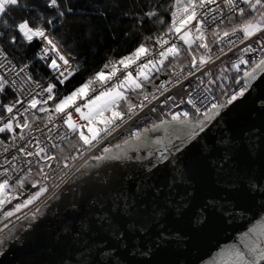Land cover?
Listing matches in <instances>:
<instances>
[{
  "label": "snow or ice",
  "instance_id": "6c2138e0",
  "mask_svg": "<svg viewBox=\"0 0 264 264\" xmlns=\"http://www.w3.org/2000/svg\"><path fill=\"white\" fill-rule=\"evenodd\" d=\"M180 5L181 0H175V6ZM21 7L22 0H0V223L7 227L6 221L18 217L22 209L49 191L48 182L56 180L54 174L67 175L65 170L73 167L70 161L92 152L89 159L95 163L84 166L92 171L78 169L72 181H81L79 203L74 197L67 207L91 208L97 203L104 207L103 200L92 199L89 204L85 189L104 193L111 207L82 220L68 234L79 239L94 226L127 247V236L117 217L130 226L128 232L147 236L152 226L163 222L170 208L180 211L185 207L172 196V190L183 183L184 173L176 169L179 174L161 186L154 182L161 165L168 168L178 164L180 154L198 141L224 109L245 97L258 73L264 74V0H185L179 20L177 12L170 9V21L160 19L162 6L154 5L155 10L143 11L139 23L155 18L164 26L163 33L147 38L153 41L152 48L141 43L131 55L115 62L124 70L135 65L134 71H125L114 83L119 67L98 71L62 98L56 89L76 74L72 67L75 58L71 53L62 54L53 36L60 30L58 24L62 27L73 12L71 0H44L42 24L28 19L10 23L7 14ZM7 28L12 31H5ZM18 36L29 44L37 38L42 41L37 57L49 69L48 81L41 83L29 64L17 65L9 58L4 45L18 44ZM214 46L228 57L215 75L203 70L212 60ZM229 52L236 59L228 56ZM185 54L191 58L187 63L182 62ZM104 69H109V64ZM161 75L168 78L156 84ZM18 80L26 87L18 88ZM185 81L189 83L181 88ZM95 82H99V90L92 87ZM149 84L154 85L153 91H146ZM171 86L186 94L167 95ZM7 90L20 95L5 103ZM128 93L140 99L133 102ZM149 104L153 105L149 112L170 119L152 120L130 131L127 138L121 133L122 143L105 144L122 124ZM182 105L188 109L174 110ZM161 132L163 135L154 136ZM134 179L135 188L130 191L127 185ZM28 184L36 191L21 200ZM52 199L59 197L54 194ZM15 200L20 202L13 203ZM158 235L161 240L155 243L163 239ZM219 255L220 260L213 264H264V222L250 228L238 244L222 249Z\"/></svg>",
  "mask_w": 264,
  "mask_h": 264
},
{
  "label": "water",
  "instance_id": "95a60500",
  "mask_svg": "<svg viewBox=\"0 0 264 264\" xmlns=\"http://www.w3.org/2000/svg\"><path fill=\"white\" fill-rule=\"evenodd\" d=\"M84 166L80 170L92 171ZM161 169L154 180L161 186L179 174L176 169L184 173L172 196L186 206L170 208L147 236L128 232L130 226L117 217L127 247L94 226L73 239L69 229L111 207L104 193L86 189L88 203L103 200V208L99 203L67 207L74 197L79 203L81 181L72 182L76 171L56 191L59 199L52 195L34 219L22 218L0 232V264H209L222 249L238 244L244 233L264 222V74L258 73L245 97L224 109L180 154L178 164ZM127 187L134 191L135 179ZM158 234L163 239L155 243L161 240Z\"/></svg>",
  "mask_w": 264,
  "mask_h": 264
},
{
  "label": "trees",
  "instance_id": "16d2710c",
  "mask_svg": "<svg viewBox=\"0 0 264 264\" xmlns=\"http://www.w3.org/2000/svg\"><path fill=\"white\" fill-rule=\"evenodd\" d=\"M155 6L160 7L162 13L160 19L170 21L171 10L177 12L175 0H71L73 12L69 13L66 23L59 31L54 32L53 38L60 45L62 51L74 57L76 64V74L64 85H58L56 94L62 98L70 94L72 90L80 86L83 82L92 78L98 71H109L115 62L124 56L131 55L135 48L146 43L149 47L153 39L163 33L164 26L160 25L155 18L152 21L141 24L144 10H155ZM27 6V10H24ZM44 0H22V7L7 14L10 23L19 22L25 19L35 24H42L44 17ZM0 27H3L0 25ZM11 32V28L5 29ZM18 44L7 45V54L13 63L21 65L29 63L35 78L43 81L48 76L46 64L34 59L37 43L34 40L31 44L23 41L19 36ZM182 44V42H179ZM218 51V46L213 47V54ZM199 55V53L197 54ZM191 58L185 54L183 61L187 63ZM109 64V69H104L105 64ZM166 75H161L155 80L158 84ZM95 82L92 87L97 84ZM154 85L146 86V91H153ZM133 102L140 99L134 93H128ZM12 98V93L7 90L5 103ZM124 107V105H122ZM85 132L87 130L85 129ZM31 189V185L25 186V190Z\"/></svg>",
  "mask_w": 264,
  "mask_h": 264
},
{
  "label": "built area",
  "instance_id": "2783aa9c",
  "mask_svg": "<svg viewBox=\"0 0 264 264\" xmlns=\"http://www.w3.org/2000/svg\"><path fill=\"white\" fill-rule=\"evenodd\" d=\"M183 4H182V7H183ZM182 7H181V12H182ZM179 18H177V20H179ZM193 23H195V22H193ZM35 41L37 43V48H36L35 53H34V59L39 61L37 54H38V51L42 45V41H40L38 38L35 39ZM242 46L243 45H240V47H242ZM152 47H153V41L151 42L149 48H152ZM218 48H219V46H218ZM234 51L237 52V55L239 54L238 49H234ZM61 52H62V54L66 55L62 51V49H61ZM216 56H220V59L217 60ZM228 56H232L233 59H236V57L233 56V54L231 52L228 53ZM149 58H150V54H149ZM227 59H228L227 56H223V54H221V53H219V51H217L216 53H214L212 55V60H210L205 65L203 70L204 71H210L215 75L217 73L218 66L221 65L223 63V61H227ZM212 61H215V62L213 63ZM39 62L45 64V62H42V61H39ZM140 62H143V61H140ZM27 64H29V63H27ZM72 67H73V69H75V72H76L77 69H76L75 62H73ZM117 67H119V71H118L117 77H113V80H112L113 83L116 82L119 78H121L124 75L125 71H134V69H135V65H133V67L128 69V70H124L120 66H117ZM243 67L244 66H242V69H243ZM167 78H163L161 80H165ZM48 80H49V69H48V76L43 81H41V83H44ZM160 81H159V83H160ZM188 83H189L188 81H185L184 85H182L181 88L186 86ZM17 86H18V88L26 87L19 80H18ZM93 87H95L99 90L100 89L99 82L97 84H95ZM181 88H177L176 86H171V91L168 92L167 95H172L173 93L186 94V93H181ZM10 92H11V90H10ZM15 95H20V92L12 93L11 99H13ZM93 95H95V93ZM162 99H163V96L161 97V100ZM78 103H79V101H78ZM152 106L153 105L149 104L148 108H145L143 112L139 113V115L133 117L130 120H127L124 124H122L119 131L114 132L110 137H108V139L105 141V144H109L111 146V145H115L116 143H121L122 142L121 133H123L124 138H127L128 133L130 131L136 130L137 128H142L145 125H149L152 120H156V122H159L160 119L169 118V117H159L158 113L149 112V108H151ZM187 109H188L187 105H182L180 109H174V110L180 111V110H187ZM166 110L167 109H165V111ZM69 111H72V109H69ZM5 116H6V114H5ZM74 119H78V117L74 116ZM17 131H19V130H17ZM37 135H39V133H37ZM2 138H3V134H0V139H2ZM0 151H2V147H0ZM96 151L98 152L99 149H96ZM92 154H93L92 152H89L87 155L81 157L80 159H77L75 162L70 161L69 163H72L73 167L70 170H65V171H67V175H64L63 172H59V173L54 174L56 176V180H55V183H53L52 181L48 182L49 191L47 193H45L44 195H42L38 200L34 201L28 208L22 209L21 212L18 213V217H13L10 220L6 221L5 223L7 224V227H5L4 224L0 223V227H4L0 232H2L6 228L12 226L13 224H15L17 221H19L22 218H25V217L32 218L33 215L37 213V210H39L40 206L44 202H46L52 195H54L56 193V191L68 180V178L71 177V175H73L81 166H83L87 161L90 160L89 157ZM61 176L63 177V179H61ZM35 191H36V189H32V188L29 189L28 191H25V194H24V196L21 197V200L27 198V195H29L30 192H35ZM19 202H20V200L13 201V203H19ZM11 207H12L11 204H9L7 206V208H9V209Z\"/></svg>",
  "mask_w": 264,
  "mask_h": 264
},
{
  "label": "flooded vegetation",
  "instance_id": "af4514ba",
  "mask_svg": "<svg viewBox=\"0 0 264 264\" xmlns=\"http://www.w3.org/2000/svg\"><path fill=\"white\" fill-rule=\"evenodd\" d=\"M91 161H92V160H89V161H87L86 163H89V162H91ZM86 163H85V164H86ZM85 164H84V165H85ZM84 165H83V166H84ZM83 166H81L79 169H82ZM260 224H261V222H260V223H257L255 226H258V225H260ZM255 226H254V227H255ZM230 247H231V246H230ZM215 260H216V261H219V260H220V255H219ZM213 261H214V260H213ZM213 261L210 262L209 264H213Z\"/></svg>",
  "mask_w": 264,
  "mask_h": 264
},
{
  "label": "rangeland",
  "instance_id": "374dc122",
  "mask_svg": "<svg viewBox=\"0 0 264 264\" xmlns=\"http://www.w3.org/2000/svg\"><path fill=\"white\" fill-rule=\"evenodd\" d=\"M183 3H185V0H181V5L178 6V12H180ZM221 65H222V64H221ZM221 65L218 66L217 72H218V70H219V68H220ZM233 74H234V73H233ZM169 118H170V117H169ZM3 228H4V227H0V231H1Z\"/></svg>",
  "mask_w": 264,
  "mask_h": 264
},
{
  "label": "crops",
  "instance_id": "0c3cea01",
  "mask_svg": "<svg viewBox=\"0 0 264 264\" xmlns=\"http://www.w3.org/2000/svg\"><path fill=\"white\" fill-rule=\"evenodd\" d=\"M180 15H181V10H180V12H179V17H180ZM179 17H178V18H179Z\"/></svg>",
  "mask_w": 264,
  "mask_h": 264
},
{
  "label": "bare ground",
  "instance_id": "6f19581e",
  "mask_svg": "<svg viewBox=\"0 0 264 264\" xmlns=\"http://www.w3.org/2000/svg\"><path fill=\"white\" fill-rule=\"evenodd\" d=\"M26 191V190H25Z\"/></svg>",
  "mask_w": 264,
  "mask_h": 264
}]
</instances>
